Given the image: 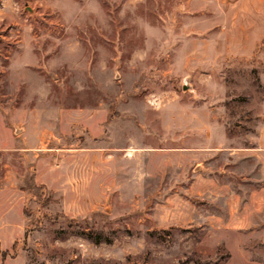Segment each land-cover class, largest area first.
I'll list each match as a JSON object with an SVG mask.
<instances>
[{
	"label": "rangeland",
	"instance_id": "374dc122",
	"mask_svg": "<svg viewBox=\"0 0 264 264\" xmlns=\"http://www.w3.org/2000/svg\"><path fill=\"white\" fill-rule=\"evenodd\" d=\"M240 3L0 0V264H264V199L205 173L264 123Z\"/></svg>",
	"mask_w": 264,
	"mask_h": 264
},
{
	"label": "crops",
	"instance_id": "0c3cea01",
	"mask_svg": "<svg viewBox=\"0 0 264 264\" xmlns=\"http://www.w3.org/2000/svg\"><path fill=\"white\" fill-rule=\"evenodd\" d=\"M242 11L238 16V39H237V61L238 67L244 70H259L260 61L264 62V44L259 46L264 39V28L259 27V23L264 24V16H259V10H264V0H240ZM213 118V116H211ZM214 123H209L213 126ZM262 124V123H261ZM259 125V135L253 131H246L243 135H233L229 132L230 126L221 125L216 127L219 131L216 134V141L213 134L205 130L206 137L212 136V145L205 148L207 159H212L211 166H207V183H211L207 190L214 196L215 185H220V190L224 196L230 198H240L238 193L243 194V200H253L252 206H259L260 199H264V184L261 187H251V183L256 184L264 176V123ZM215 128V127H214ZM213 128V130H214ZM258 128V127H257ZM192 130V129H191ZM230 134V135H229ZM259 139V140H258ZM182 149H193V146H183ZM221 158L222 165L216 164ZM214 178L217 182L214 181ZM240 181L243 185L235 186ZM209 185V184H208ZM245 186H250L247 188ZM246 203V201H245ZM244 204V203H242ZM247 205H249L247 203ZM246 208L241 216H245ZM241 225H245L243 218Z\"/></svg>",
	"mask_w": 264,
	"mask_h": 264
}]
</instances>
